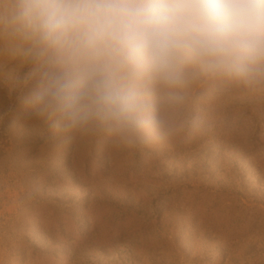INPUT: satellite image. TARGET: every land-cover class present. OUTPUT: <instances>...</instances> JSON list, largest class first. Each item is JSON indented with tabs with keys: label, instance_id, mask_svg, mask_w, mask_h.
I'll use <instances>...</instances> for the list:
<instances>
[{
	"label": "rangeland",
	"instance_id": "1",
	"mask_svg": "<svg viewBox=\"0 0 264 264\" xmlns=\"http://www.w3.org/2000/svg\"><path fill=\"white\" fill-rule=\"evenodd\" d=\"M26 94L0 74V264H264V86L193 80L174 145L135 151Z\"/></svg>",
	"mask_w": 264,
	"mask_h": 264
},
{
	"label": "clouds",
	"instance_id": "2",
	"mask_svg": "<svg viewBox=\"0 0 264 264\" xmlns=\"http://www.w3.org/2000/svg\"><path fill=\"white\" fill-rule=\"evenodd\" d=\"M0 59L67 141L171 147L193 80L264 86V0H0Z\"/></svg>",
	"mask_w": 264,
	"mask_h": 264
}]
</instances>
